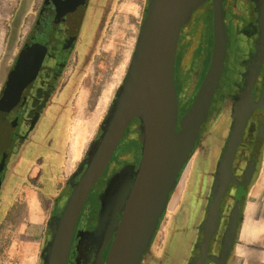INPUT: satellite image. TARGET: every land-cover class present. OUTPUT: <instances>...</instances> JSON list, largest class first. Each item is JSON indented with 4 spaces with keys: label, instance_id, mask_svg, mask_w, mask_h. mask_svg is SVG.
<instances>
[{
    "label": "flooded vegetation",
    "instance_id": "flooded-vegetation-1",
    "mask_svg": "<svg viewBox=\"0 0 264 264\" xmlns=\"http://www.w3.org/2000/svg\"><path fill=\"white\" fill-rule=\"evenodd\" d=\"M92 1L17 0L4 28L6 34L0 50V220L12 209L7 208L3 192L10 167L29 142L36 121L41 116L48 117L50 108L66 98L69 81L78 69L79 56L83 57L87 50L86 39L95 22L101 27L110 10V4L106 3L102 12L98 10L96 17H90L94 12ZM246 1L243 8L235 0H223L227 44L220 81L211 100L209 116L200 126L199 139L186 165L179 200L164 218L162 228L146 252V264H197L205 236L208 240L204 264H215L213 257L219 256L221 250L236 183L251 157L254 169L248 189L256 176L264 142V43L259 42L257 34L246 24L249 13ZM208 4L212 11V0H208ZM90 21L94 23L89 25ZM210 29L213 47L212 21ZM195 37L202 41L198 43L200 50H194L195 69L187 74L186 81H193L196 65L204 54L205 34L203 31L192 33L191 38ZM211 53L212 48L207 66ZM13 66H16L15 77L7 86ZM178 103L179 111V95ZM136 164L137 161L130 169ZM119 173H101L90 189L78 215L65 264H101L105 259L115 227L112 226L103 247L99 234L94 233L96 213L105 181ZM65 182L49 203L36 264H40V260L41 264L49 263L52 223L72 186L71 183L65 186ZM211 212L214 215L207 233L206 218ZM119 216L120 211H116L113 217L118 219Z\"/></svg>",
    "mask_w": 264,
    "mask_h": 264
},
{
    "label": "water",
    "instance_id": "water-1",
    "mask_svg": "<svg viewBox=\"0 0 264 264\" xmlns=\"http://www.w3.org/2000/svg\"><path fill=\"white\" fill-rule=\"evenodd\" d=\"M207 1H146L126 74L82 161L65 182V186L70 183L72 186L68 189L61 212L52 223V249L48 264H65L85 199L130 123L136 124L139 158L135 168L105 181L99 197L94 233L99 234L105 247L107 235L112 226L115 227L101 264H141L199 139L200 126L209 116L211 100L220 81L226 57L227 28L223 0H212L213 47L210 64L192 105L181 119L178 118L175 80L178 42L192 12ZM248 4L246 24L257 34L259 42L264 43V0H248ZM15 70L16 66H13L7 86L14 79ZM253 169L251 157L236 183L221 250L219 256L213 257L215 264H227L233 249ZM116 211H120L118 219L113 217ZM213 215L211 212L206 218L207 233ZM200 240L201 237L199 245ZM207 240L208 236H205L204 243L200 245L202 252L197 264L205 262Z\"/></svg>",
    "mask_w": 264,
    "mask_h": 264
},
{
    "label": "rangeland",
    "instance_id": "rangeland-1",
    "mask_svg": "<svg viewBox=\"0 0 264 264\" xmlns=\"http://www.w3.org/2000/svg\"><path fill=\"white\" fill-rule=\"evenodd\" d=\"M146 1H92L94 12L90 17H96L98 10L102 12L106 3L110 4V10L107 12L105 9L107 13L103 24L100 27L95 22L94 29L86 39L87 50L83 57H79L78 69L69 81L66 98L61 104L50 108L47 118L41 116L36 121L29 142L21 148L17 161L10 167L3 183L5 195H8V189L10 190L6 202L8 205H11L26 177L25 171L22 175L18 171L24 160L28 159L30 169L33 165L39 168L42 180L38 182L43 185L42 190L47 194L54 192L57 185L62 186L75 172L126 74ZM235 1L243 8L247 5L246 0ZM16 3L17 0H0V50L6 34L4 28ZM211 21L212 11L207 1L192 12L188 26L180 34L175 71L178 95L181 98L179 118H182L192 105L207 71L208 53L212 48ZM90 23L92 25L94 21H90L89 25ZM202 31L206 36L204 54L199 65H196L193 81H186L187 74L193 72L194 63L197 61L192 33L198 34ZM70 69L71 65L68 73ZM76 132L80 133L79 146L73 166L68 169V153ZM138 158L137 128L135 123H130L102 173L130 170ZM36 172L39 174L35 168L31 170V181ZM45 203L48 204V201ZM41 204L43 202L38 193L26 188H22L18 193L11 211L0 227V264H36L39 232L46 216ZM233 253L234 251L231 252L227 264H230Z\"/></svg>",
    "mask_w": 264,
    "mask_h": 264
},
{
    "label": "crops",
    "instance_id": "crops-1",
    "mask_svg": "<svg viewBox=\"0 0 264 264\" xmlns=\"http://www.w3.org/2000/svg\"><path fill=\"white\" fill-rule=\"evenodd\" d=\"M33 168H35L38 172H40L39 168L36 165H33V167L31 166V169H30L28 164L26 166H24L22 169H19L18 171H19V173H21V175L25 171V176H26L24 178V180L22 181L21 189L26 188L28 191H33L35 193L40 194L42 202H43V204H41V208H42L43 212H45L46 216L43 220V224H42L41 230L39 232L40 238H39V245L38 246L40 248V241L42 238L43 229H44L46 219H47V213L49 210V203L51 200H53V198L55 197L56 193L58 192V190L60 189L61 186L57 185V188H55L54 192H52L51 194H47L45 192V190H42V188H44V187H43V185H41V183L40 184L39 183L34 184V183H32L33 181H31L29 179L30 172ZM38 176H39V174L36 172L34 177L37 178ZM179 182L178 183H179L180 189H179V194H178L177 200L171 208L168 207L169 202H170V200H171V198H172V196L176 190L175 189L173 194L171 195V198L169 199L163 220L166 217V215L173 210V208L175 207V205L177 204V202L179 200L180 190H181V186H182L181 180ZM32 185L34 188L30 187ZM36 186H38V187H36ZM35 188H37L39 190H37ZM21 189L19 190V192L21 191ZM19 192L16 193L11 205H8L7 208H9V209L12 208V206L14 205V202L16 200V196L18 195ZM46 200L48 201V204L45 203ZM7 215L8 214H6V213L3 214V217L0 220L1 224L3 223V221L5 220ZM163 220L161 222L159 229L162 228ZM159 229H158V231H159ZM158 231H157V233H158ZM155 238H156V236H155ZM155 238H154V240H155ZM152 244H153V242H152ZM38 251H39V249H38ZM233 251H234V253H233V257H232L230 264H264V142H263L261 159H260V163H259V166L257 169L256 176H255L253 182L251 183V185L248 189V192H247L245 205L243 208V217H242L241 224H240V227L238 230L236 243L234 244L232 252ZM192 254H193V252L191 253V255ZM146 261L147 260L144 256L142 261H141V264H146Z\"/></svg>",
    "mask_w": 264,
    "mask_h": 264
},
{
    "label": "bare ground",
    "instance_id": "bare-ground-1",
    "mask_svg": "<svg viewBox=\"0 0 264 264\" xmlns=\"http://www.w3.org/2000/svg\"><path fill=\"white\" fill-rule=\"evenodd\" d=\"M81 57V56H79ZM60 118H61V115H60ZM79 136H80V133L79 132H76L71 140V146H70V150H69V153H68V159H67V167L68 169H71V167L73 166V161H74V158L76 156V151L78 149V146H79ZM28 164V159L27 160H24L22 162V165L19 169H22L24 166H26ZM186 171H187V168H185V170L183 171L182 175H181V178L179 179V181L181 180V182H183V179L186 175ZM15 182V181H13ZM12 182V184H13ZM179 189H180V186H178L169 202V208H171L176 200H177V197H178V194H179ZM8 195H9V189H8ZM8 195H5V200L7 201L8 200Z\"/></svg>",
    "mask_w": 264,
    "mask_h": 264
},
{
    "label": "trees",
    "instance_id": "trees-1",
    "mask_svg": "<svg viewBox=\"0 0 264 264\" xmlns=\"http://www.w3.org/2000/svg\"><path fill=\"white\" fill-rule=\"evenodd\" d=\"M199 39H200V37H199V38H198V37H197V38L195 37V39H194V41H193V42H194L193 44H194V46H195L194 50H196V51H197V50H200V46H198V43H199L200 41H202V39H200V41H199ZM125 170H127V169H125ZM125 170H123V171H125ZM123 171H121V172H123ZM37 178H38V179H37ZM37 178L33 179V182H32V183H34V184L37 183V184H38V183H39L38 181H41V180H42V179L40 178V172H39V176H38ZM34 184H33V185H34ZM39 184H40V183H39ZM33 185L30 186V187H31V188H34ZM36 187H38V186H36ZM35 189H37V188H35ZM37 190H39V189H37Z\"/></svg>",
    "mask_w": 264,
    "mask_h": 264
}]
</instances>
